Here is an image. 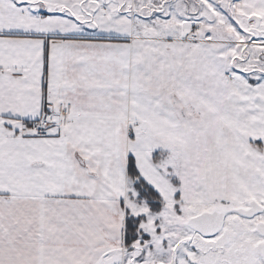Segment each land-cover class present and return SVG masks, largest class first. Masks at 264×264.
<instances>
[{"label": "snow or ice", "instance_id": "1", "mask_svg": "<svg viewBox=\"0 0 264 264\" xmlns=\"http://www.w3.org/2000/svg\"><path fill=\"white\" fill-rule=\"evenodd\" d=\"M0 264H264V0H0Z\"/></svg>", "mask_w": 264, "mask_h": 264}]
</instances>
